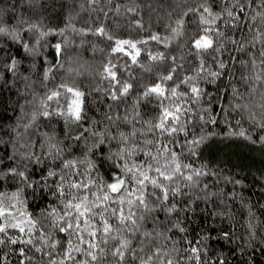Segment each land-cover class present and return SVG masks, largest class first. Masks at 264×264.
Segmentation results:
<instances>
[{
  "label": "snow or ice",
  "instance_id": "6c2138e0",
  "mask_svg": "<svg viewBox=\"0 0 264 264\" xmlns=\"http://www.w3.org/2000/svg\"><path fill=\"white\" fill-rule=\"evenodd\" d=\"M26 3L33 5L38 0H26ZM87 3L92 12L102 13L105 19L111 18L110 12L119 15L125 7L118 2L112 7L113 0H87ZM105 5L109 7L105 8ZM167 6L171 8L167 15L172 22L165 26L168 34L163 37L150 32L148 38L122 39L110 32L105 23L93 27L89 20L85 21L87 27H72V31L81 37L91 35L110 42L109 58L103 62L98 74L108 84L103 90L104 99L112 103L107 104L109 111L103 113L101 120L89 115V97L96 103L99 98L92 94L100 93L101 88L77 83L76 77L81 73L73 74L72 67L65 66L62 57L67 56V39L52 45L57 60L42 73L39 86L44 92L33 90L32 99L25 102L31 106L30 112L24 111V105L20 109L29 117L23 124L25 132L40 118H58L63 123L62 140L48 133L42 134L48 145L45 159H50L55 167L48 168L40 185L41 189L49 188L59 204L36 216L25 207L21 188L11 193L3 190L2 182L6 180L35 187L29 166L40 163L41 157L27 151L34 146L30 139L20 143V148L25 151L16 149L8 156L12 163L6 168L0 167V264H9L10 256L3 252L5 247L17 256V264H226L225 259H213L208 255L207 243L213 238L211 232L202 233L195 240L186 236L175 240L168 233L174 230L186 232L178 213L189 209L180 206L177 198L189 195L185 189L199 186L204 176L214 175L206 170V166L196 168L183 159L198 155L197 149L207 138L205 126L216 125L217 117L229 124V117L238 114V130L231 131L230 136L252 139L241 120H247L264 132V0H171ZM137 7H127L126 12L136 15ZM12 19L16 20L15 25L0 15V36L15 43L21 42L24 32L32 33L37 45L51 34L65 35V29L45 30L40 23H28L22 16ZM114 23L119 26L118 21ZM132 25L141 30L145 28L139 19L132 21ZM188 25H193L190 32ZM177 39L183 41L179 47L186 51L180 54L147 52V59L160 67L156 82L142 86L136 103L154 100L156 115L144 120L142 127L137 128L136 124L141 121L137 119L140 113L135 104V115L131 118L127 109L123 116L117 112L133 88L120 73L127 72L131 65L152 72L150 65L138 59L142 51L138 45H148L152 41L167 49ZM84 43L86 41L82 39L80 44ZM21 46L32 56L38 54L27 42ZM240 53L247 59H239L237 54ZM116 54L129 57L131 65H118L110 58ZM67 63L71 64L70 58ZM236 65L245 70L239 73L238 79L246 86V91H241L235 83ZM18 67V59L0 49V71L18 76ZM127 75L135 78L131 72ZM24 79L29 80L28 77ZM222 79L229 81L225 89L229 95L227 103H221L219 95L202 87V84L215 85ZM0 80H3L2 75ZM57 80L58 83H52ZM36 83L31 81L25 87L30 88ZM6 84L8 81L3 80L0 88ZM182 86L184 90H181ZM220 91L217 87V93ZM257 95L258 102L255 101ZM214 108L218 110L214 111ZM96 110L99 111L98 106ZM118 121L129 125L130 129L120 130ZM197 123L201 126L200 134L195 130ZM98 125H103L102 130H97ZM20 126L17 124L11 130L10 142L14 149L22 136L18 131ZM89 137L93 138L91 145H88ZM65 141L72 143L65 144ZM113 141L117 150L109 149L107 159L112 161L116 171L104 180L98 177V165L90 153ZM259 142L264 143V135L259 137ZM4 143L0 138V144ZM82 143L86 147L77 157L74 146ZM140 155L144 158L135 159ZM208 195L205 192V196ZM188 204L189 201H185V205ZM157 213H163L164 218ZM147 223H151V229L146 227ZM246 226L249 238H254L253 224L249 222ZM223 238L231 241L232 236L224 232ZM181 243L185 245L182 249ZM246 247L241 246L242 254Z\"/></svg>",
  "mask_w": 264,
  "mask_h": 264
},
{
  "label": "trees",
  "instance_id": "16d2710c",
  "mask_svg": "<svg viewBox=\"0 0 264 264\" xmlns=\"http://www.w3.org/2000/svg\"><path fill=\"white\" fill-rule=\"evenodd\" d=\"M120 3L125 7L121 8V13L116 15L110 12V19H105L102 13L92 12L89 8L87 0H38V3L29 5L26 0H0V15H4L5 19L11 20L12 24H16L15 17H23L28 23H40L45 30L47 29H65V35L51 34L40 42L35 44V36L32 33H22L20 43L12 42L9 38L0 36V49L8 51L12 57H16L19 61L18 76H13L10 73L0 71L3 80H7L8 84L0 88V138L6 143L0 144V167H7L12 163L8 159L16 149L24 152L25 149L20 148V143L31 140L34 146H30L27 151L34 152L41 157V162L31 164L29 172L35 187L20 185L13 180H6L3 183V190L6 192L16 191L21 188V196L25 201V207L28 212L39 216L42 210L57 206L58 199L51 190L47 187L41 189L40 182L46 176L49 167H55L50 159H45V152L48 147L42 134L48 133L55 136L56 139H63L64 128L63 123L58 118L44 120L40 118L36 124L27 132L23 128V124L27 122L29 117L21 113L20 106L24 105V111L30 112L31 106L25 102L32 99L33 90L37 93H43L44 89L39 86V81L42 78V73L50 65L56 63L57 57L55 48L52 46L56 43L67 39L69 46L67 47L65 66H71L73 74L80 72L81 75L76 77L77 83L87 84L91 86H99L100 93L92 95L99 99L96 103H92V97H89L90 110L89 115L97 120L103 118V113L109 111L107 104L112 103L110 100L104 99V89L108 86L107 81L100 78L98 70L102 67L103 62L108 57L109 41L96 36L81 37L72 31V27L79 29L87 27L86 20L91 22L95 27L99 23H105L110 32L122 39L139 40L148 38L150 32H155L162 37L167 35L166 25L172 21L167 15V11L171 10L167 4H171V0H113L112 7L116 3ZM83 5V7H81ZM138 6V7H137ZM173 7L175 5H172ZM109 5H105V8ZM127 7H137V14L132 15L126 12ZM99 16V18H97ZM175 16V13H174ZM142 20L145 25L143 30L131 25L134 20ZM114 21H118L117 26ZM27 27V24L24 25ZM193 25H188V31H191ZM86 41L83 45L81 40ZM27 42L30 47H34L38 53L32 56L25 52L21 43ZM183 41L177 39L170 44V47L165 49L162 44L149 41L148 45H138L142 49L140 57L141 63L150 65L153 68L152 72H145L142 68L136 65H131L129 57L122 54L112 55L110 58L118 65L125 63L131 65L127 72H131L134 79L127 75V72H121L120 75L124 80L132 83L133 88L130 91L126 100L121 103L117 112L123 116L125 109L131 118L135 115L133 110L134 104L139 111L140 116L137 118L141 123H137L136 127H142V122L153 118L156 115L155 101L151 103L148 100H139V93L143 91L144 85H151L156 82V72L160 67L158 64H153L147 59V52L153 53L157 51L173 52L180 54L186 49L179 47ZM95 45V49L93 48ZM103 48L104 51H100ZM228 54L226 53L225 56ZM239 59L246 60L247 56L243 53L237 54ZM71 59V64L67 63V59ZM192 58L189 57V60ZM237 80L235 83L240 87L241 91H246V86L241 84L238 76L240 72L245 71L240 65H236ZM19 77V78H18ZM28 77L29 80H25ZM0 80V84L3 83ZM31 81H36L35 85L30 88L25 87ZM59 80L52 83H58ZM229 81L222 79L215 85L202 84L207 91L214 95H219L221 103H227L229 95L225 92ZM217 87L221 89L217 93ZM184 90V86L181 87ZM23 93V94H21ZM103 102H100V101ZM255 101H259V96L255 97ZM97 106L99 111H97ZM218 110L214 108V111ZM238 114L229 117V124H225L223 118L217 117L216 125L205 126L207 138L205 142L197 149L198 155L192 157L185 156L184 162L193 164L194 167L200 168L206 166V170L214 175L204 176L199 186L193 189H185L189 195L177 198V203L182 207H188L187 212H179L178 216L182 222L181 226L186 228L185 233L174 232L168 233L175 240H181L186 236L190 240H195L202 233L211 232L212 239L207 243L208 255L213 259L219 257L226 260V264H264V143L259 142V137L264 135L260 129L253 127L247 120H241L242 126L248 130L252 139L246 140L242 137L230 136L229 133L233 130H238L236 119ZM120 130L128 131L129 125L122 122H117ZM17 124L21 126L18 131L22 134L20 140L16 142V148L12 147L10 137L11 130ZM231 125V127L229 126ZM200 125H195L197 134H200ZM103 125H98L97 130H102ZM116 129L113 128V132ZM191 136V127H190ZM183 140V136L179 137ZM93 138L89 137L88 145H91ZM257 141L253 143L252 141ZM72 141H65V144ZM41 145L44 147L42 148ZM86 147L83 143L79 146H74V153L77 157ZM111 151L117 150V145L113 141L111 144L105 143L92 150L90 156L98 165L97 175L104 180L116 171L112 161L107 159ZM181 151V149H175ZM212 150H215L212 152ZM67 156V153H66ZM144 157L137 156L135 159L140 160ZM57 164L59 161L56 162ZM231 181L239 180V184H234ZM207 188L204 189V185ZM205 192L210 195L205 196ZM205 197L196 199V197ZM185 201H189L185 205ZM161 219L164 218L163 213H157ZM176 214H174L175 216ZM46 222V221H45ZM251 222L254 226L255 236L249 238L247 224ZM148 229L152 228L151 223H147ZM229 232L232 236L231 241L223 238V233ZM247 245L244 254L241 253V246ZM185 245L181 243L179 247L182 249ZM254 249V250H253ZM5 254L10 256L9 264H17V256L12 255L9 249H3ZM31 254V253H30ZM180 255H183L181 252ZM187 264V262H185Z\"/></svg>",
  "mask_w": 264,
  "mask_h": 264
},
{
  "label": "rangeland",
  "instance_id": "374dc122",
  "mask_svg": "<svg viewBox=\"0 0 264 264\" xmlns=\"http://www.w3.org/2000/svg\"><path fill=\"white\" fill-rule=\"evenodd\" d=\"M215 150H212V152H214Z\"/></svg>",
  "mask_w": 264,
  "mask_h": 264
}]
</instances>
